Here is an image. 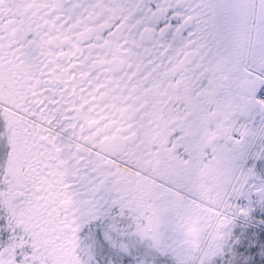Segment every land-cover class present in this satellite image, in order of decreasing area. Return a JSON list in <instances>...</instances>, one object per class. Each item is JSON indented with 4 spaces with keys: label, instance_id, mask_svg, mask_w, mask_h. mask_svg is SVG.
Segmentation results:
<instances>
[{
    "label": "snow or ice",
    "instance_id": "obj_1",
    "mask_svg": "<svg viewBox=\"0 0 264 264\" xmlns=\"http://www.w3.org/2000/svg\"><path fill=\"white\" fill-rule=\"evenodd\" d=\"M0 264H264V0H0Z\"/></svg>",
    "mask_w": 264,
    "mask_h": 264
}]
</instances>
